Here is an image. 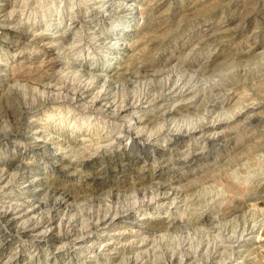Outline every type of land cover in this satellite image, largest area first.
Listing matches in <instances>:
<instances>
[{"label": "rangeland", "instance_id": "1", "mask_svg": "<svg viewBox=\"0 0 264 264\" xmlns=\"http://www.w3.org/2000/svg\"><path fill=\"white\" fill-rule=\"evenodd\" d=\"M89 1L0 0V264H264V80L230 75L258 7L129 0L112 29Z\"/></svg>", "mask_w": 264, "mask_h": 264}, {"label": "clouds", "instance_id": "2", "mask_svg": "<svg viewBox=\"0 0 264 264\" xmlns=\"http://www.w3.org/2000/svg\"><path fill=\"white\" fill-rule=\"evenodd\" d=\"M241 3L248 5L250 8L252 6H257L258 11L255 16L247 19L245 22L244 19L239 17H232L229 22L235 24V26L240 29L239 36V51L241 53H245V45L251 41L256 44L255 55L248 56L244 55L241 57L239 63H237L234 67L231 68L230 75L232 76V83H241L249 78H259L264 80V0H236V6L239 8ZM55 6L54 4L52 5ZM9 18L4 17V21H7ZM3 23V21H0ZM0 63H4V61L0 60ZM178 79H183L184 85L182 88L187 89L189 93H191V98L196 100L197 97H204L205 103L214 99V88H224L225 84L223 81H219L207 74L202 72L201 67L199 66L198 61H194L188 70H184L181 72V75ZM16 85H11L10 88H14ZM14 103L13 98H10L9 92H6L4 95H0V111H3L5 106H11ZM154 103V101H153ZM159 109H154L152 111V115L155 116L156 112ZM117 132H113L112 135H116ZM66 135V134H65ZM105 144L111 143V137H104ZM82 160L73 158L72 162L68 165L63 166V171H68L70 169L74 170L69 172V175H75L80 171ZM102 164V161H93L92 167L96 168ZM76 184L79 181L75 182ZM182 215L187 216V213L184 212ZM132 243V241H129ZM104 246H102L103 248ZM119 244L117 243V247L112 249V253L117 252V248H119ZM107 255H111V253H106ZM125 259H128L127 257ZM119 264H124V261H119Z\"/></svg>", "mask_w": 264, "mask_h": 264}, {"label": "bare ground", "instance_id": "3", "mask_svg": "<svg viewBox=\"0 0 264 264\" xmlns=\"http://www.w3.org/2000/svg\"><path fill=\"white\" fill-rule=\"evenodd\" d=\"M43 1V0H42ZM83 1V0H82ZM85 1V0H84ZM91 1V3H93V4H97V5H94L95 7H96V9H102L103 11L104 10H107L109 13H107V11H105L104 13L105 14H107V15H113L114 17L112 18V22L111 23H113L112 24V29H115V26H116V23H130V22H132V20L135 18L136 19V15H134L135 14V11H136V8H137V4L135 5V3L134 2H132V1H130L129 2V0H119L118 2H116L117 4V6H119V13L117 12L116 14L114 13H112V12H114V10H112V9H110V7H109V4L107 3V1L108 0H90ZM89 1V2H90ZM117 1V0H116ZM63 2V1H62ZM50 5V4H49ZM65 6V5H64ZM94 6H93V8H94ZM116 7V6H115ZM61 7L59 6V8H57V12H58V18H59V22H61V17H62V15H61V12H64V11H62L61 9H60ZM64 9V8H63ZM115 9V8H114ZM56 10V9H55ZM100 11V10H99ZM98 11V12H99ZM129 11V12H128ZM100 13H102V12H100ZM57 14V13H56ZM105 14H102V16L104 17V15ZM47 17V16H46ZM112 17V16H111ZM55 21V20H54ZM127 26H125V28H126ZM126 31V29L125 30H123V31H121V33H119L118 34V32L117 33H115V35H117V37H115V41L113 42V45H116L117 43H119V39H121V37H123L122 35L124 34V32ZM107 51H109L111 54H108V55H106L107 57H111V58H114L115 56H117V54L115 55L114 53H115V51H113V50H107ZM115 55V56H114ZM111 60V59H110ZM97 77V76H96ZM57 118V117H56ZM55 118V119H56ZM61 118V117H60ZM58 119V118H57ZM130 134V133H129ZM132 136V135H131ZM100 148V147H99Z\"/></svg>", "mask_w": 264, "mask_h": 264}]
</instances>
